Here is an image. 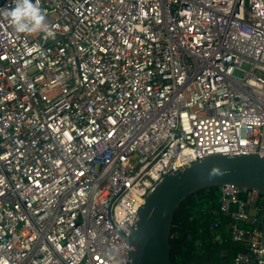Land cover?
Instances as JSON below:
<instances>
[{"label": "built area", "instance_id": "2783aa9c", "mask_svg": "<svg viewBox=\"0 0 264 264\" xmlns=\"http://www.w3.org/2000/svg\"><path fill=\"white\" fill-rule=\"evenodd\" d=\"M40 3L52 36L0 16V264H127L166 175L264 156V0ZM218 190L212 242L264 264V194Z\"/></svg>", "mask_w": 264, "mask_h": 264}, {"label": "water", "instance_id": "95a60500", "mask_svg": "<svg viewBox=\"0 0 264 264\" xmlns=\"http://www.w3.org/2000/svg\"><path fill=\"white\" fill-rule=\"evenodd\" d=\"M226 183L264 194V156L211 154L166 175L148 193L130 228L127 264H171L169 237L175 209L189 194Z\"/></svg>", "mask_w": 264, "mask_h": 264}, {"label": "trees", "instance_id": "16d2710c", "mask_svg": "<svg viewBox=\"0 0 264 264\" xmlns=\"http://www.w3.org/2000/svg\"><path fill=\"white\" fill-rule=\"evenodd\" d=\"M217 186L200 189L186 196L175 209L169 237L171 264H230L239 246L225 234L214 243L209 229L218 206ZM264 229V218L262 219Z\"/></svg>", "mask_w": 264, "mask_h": 264}, {"label": "clouds", "instance_id": "9594fccd", "mask_svg": "<svg viewBox=\"0 0 264 264\" xmlns=\"http://www.w3.org/2000/svg\"><path fill=\"white\" fill-rule=\"evenodd\" d=\"M0 16L6 17L17 33L53 35L40 0H13V6L0 10Z\"/></svg>", "mask_w": 264, "mask_h": 264}]
</instances>
